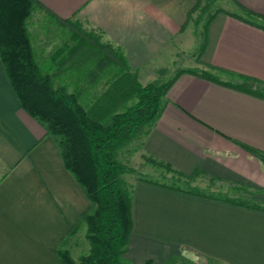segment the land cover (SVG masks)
I'll list each match as a JSON object with an SVG mask.
<instances>
[{"label": "crops", "instance_id": "crops-1", "mask_svg": "<svg viewBox=\"0 0 264 264\" xmlns=\"http://www.w3.org/2000/svg\"><path fill=\"white\" fill-rule=\"evenodd\" d=\"M235 2L237 9L209 23L201 64L184 29L195 0H126V6L125 0H35L39 6L33 13L70 21L95 34L99 48L119 49L141 84L156 80L142 78L141 72L162 73L169 69L164 65L173 66L188 54L191 63L172 78L212 66L221 70L215 71L220 81L256 90L251 80L264 84V0ZM44 43L39 54L31 46L40 69L50 71L53 52ZM39 55L45 57L46 70ZM242 146L264 153V101L179 74L140 151L205 194L136 181L124 259L130 264L177 259L264 264V212L225 201L242 202V196L251 195L253 202L264 203V163ZM89 208L54 139L22 110L0 61V264H57L55 248ZM75 231L67 240L71 256L85 249V228Z\"/></svg>", "mask_w": 264, "mask_h": 264}, {"label": "trees", "instance_id": "trees-1", "mask_svg": "<svg viewBox=\"0 0 264 264\" xmlns=\"http://www.w3.org/2000/svg\"><path fill=\"white\" fill-rule=\"evenodd\" d=\"M195 1L187 19L199 5V0ZM35 6H39L35 0H0V61L22 110L39 122L46 134L54 139L65 169L83 189L90 203L89 211L71 228L68 235L71 236L83 226L88 251L74 260L67 248L68 237L64 238L55 248L57 264H130L124 259V255L132 228L133 187L127 185L123 176L133 173V170L118 161V151L136 138L148 134L160 114L163 98L181 73L196 75L263 101L264 91L254 90L244 83L234 85L222 82L210 71L192 70L178 72L165 84L141 86L131 73L121 51L105 45L114 53L119 67L111 77L109 89L91 107L85 108L79 101L83 88L70 93L63 87L54 88L52 75L44 74L35 61L27 28ZM245 12L256 16L252 12ZM220 13L229 14L217 10L203 26V42L197 51L200 62L208 25ZM48 15L58 25H69L74 31L71 37L75 39L74 46L67 48L64 45L53 54V61L61 65L77 54L84 47L85 41L78 26L75 28L70 21L59 20L50 13ZM110 64L111 60L107 56L99 59L85 77L87 84L91 86L96 82ZM207 68L221 71L212 66ZM260 86L264 87V84ZM128 99L135 101L126 107ZM242 147L249 155L264 163V153L248 146ZM150 160L171 170L167 165ZM138 181L165 186L175 191L181 190L153 181ZM185 192L204 196L194 191ZM225 201L264 212V207L256 204ZM144 264L152 263L146 261Z\"/></svg>", "mask_w": 264, "mask_h": 264}, {"label": "rangeland", "instance_id": "rangeland-1", "mask_svg": "<svg viewBox=\"0 0 264 264\" xmlns=\"http://www.w3.org/2000/svg\"><path fill=\"white\" fill-rule=\"evenodd\" d=\"M234 3H236L235 0H199L198 7L195 9L194 12L190 14L189 18L187 19V24L185 25L184 28L187 31V34L191 35V42L195 43V44L193 43L192 46L194 47L197 46L196 48L199 49V43L201 42V40H203L202 39L203 26L207 21V19L211 15H213L217 10L234 11L235 9H237ZM27 28L30 37V42H32L34 51L37 54H39L40 52L39 50H41L42 47L45 48V43L43 45L41 44L43 42V39L46 42H48L47 48L49 49L50 53L53 52V54L57 52L59 49H61V47H63L64 45L67 48H71L75 44V39L71 38L72 32H74L71 26L58 25L54 19L51 18L40 19V17H38L37 14L32 13L30 19L27 22ZM78 28L81 30V33L84 35L83 36L81 34V37L85 41L84 47L81 50H79L77 54L69 57V59H67L61 65H59V62L56 63L52 59V62L50 63L51 70L42 71V72L44 74L52 75L53 77L52 83L54 88L63 87L69 93L74 92L78 89L81 90V88H83V91L80 94L79 101L85 108H89L98 98H100L104 94V92L107 89H109L110 87L109 83L112 80L111 77L113 76V73L117 71L119 67V63L116 60L114 53H112V50H110V48L108 47H105L106 44H102V48H99V46H101L98 45V42L100 40L96 38L95 34L88 32L87 29L85 31L80 26H78ZM40 32H42V34L44 35L43 39H41V34H39ZM195 39L197 40L196 42L194 41ZM106 56L111 60V64L106 69V71H104L103 74L100 75V79L94 82L91 86H89L87 84V80L85 81V77L88 71L93 68L95 61L101 58H105ZM197 58L198 56L196 54V61L197 63L201 64L202 62L198 61ZM63 59H65V57ZM190 59L188 58V54L185 56L182 55V57H179L178 61L173 66L164 65V68L165 67L169 68L167 69V71H164L162 73L160 72L158 74L156 72H150V71L149 72L145 71V73L142 72L140 73L141 77L145 78L146 80L156 79L154 83H145L142 80H140L142 81V84L139 82V80H137V82L141 86H145L147 84H154V85L165 84L172 78L176 70L189 66V64L191 63ZM37 60L39 64L43 66V70H46L47 69L46 61L43 62V60H45V57L43 58L42 56L39 55L37 57ZM158 69H162V67L159 66ZM207 71H210L214 75H219L218 72L209 70L208 68ZM133 74L137 79L136 74L135 73ZM250 84L254 88L264 91L263 86L256 85L253 83ZM134 101L135 100L133 99L132 100L128 99L126 103V107L133 104ZM143 139L144 137H138L118 151V155H117L118 161H120L123 165H125L129 169L133 170V173L126 174L123 176L128 186L133 187L135 182L138 181V179H142V180L153 181L161 185H166L171 188H176V189L178 188L186 191H194L196 193L205 194V192L195 187H192L191 182L189 180L187 179L181 180L179 177L172 175V173L165 167L161 165H157L155 162L151 161L150 158L146 156V154L140 151ZM250 197L251 195L242 196V199L245 200H241V201L245 203L260 205L259 203L253 202V200ZM260 206L264 207V203L261 204ZM84 243H85L84 252L79 255V252L81 251V249H83L81 247L79 250L76 251V254L74 255L72 254L73 255L72 257L74 259H77L79 256L85 254L88 251L89 245L87 242ZM172 264H196V263H190V262L185 263L184 259L181 260L177 259ZM197 264H205V262L197 263Z\"/></svg>", "mask_w": 264, "mask_h": 264}, {"label": "clouds", "instance_id": "clouds-1", "mask_svg": "<svg viewBox=\"0 0 264 264\" xmlns=\"http://www.w3.org/2000/svg\"><path fill=\"white\" fill-rule=\"evenodd\" d=\"M125 6H126V0H125ZM136 16L138 21H141L144 18L142 13H137Z\"/></svg>", "mask_w": 264, "mask_h": 264}]
</instances>
